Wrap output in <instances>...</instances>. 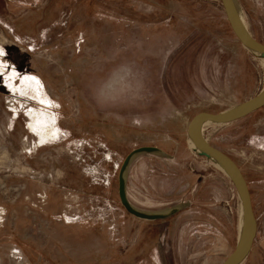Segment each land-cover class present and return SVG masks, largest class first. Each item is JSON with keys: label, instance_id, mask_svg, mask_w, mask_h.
<instances>
[{"label": "rangeland", "instance_id": "rangeland-1", "mask_svg": "<svg viewBox=\"0 0 264 264\" xmlns=\"http://www.w3.org/2000/svg\"><path fill=\"white\" fill-rule=\"evenodd\" d=\"M238 1L264 43V0ZM246 47L221 0H0V264L227 260L243 202L188 126L262 93L264 53ZM202 135L250 189L240 264H264V106Z\"/></svg>", "mask_w": 264, "mask_h": 264}, {"label": "water", "instance_id": "water-1", "mask_svg": "<svg viewBox=\"0 0 264 264\" xmlns=\"http://www.w3.org/2000/svg\"><path fill=\"white\" fill-rule=\"evenodd\" d=\"M228 18V21L236 34V36L239 38V40L246 45L247 47L256 49L258 51L264 52V43L258 41L254 37L250 35V33L245 34L243 33L234 17V12L232 8V1L231 0H221ZM264 106V99L261 101H258L257 103L253 104L252 106L248 107L247 109L241 110V111H229V112H222V113H210V112H201L195 115L192 120L189 123L188 126V135L192 139V141L205 153L215 157L219 161H221L224 165H226L236 176L237 182L236 185L238 187L244 209L250 219L252 231L248 237V239L242 244H237L236 249L233 251V253L225 260L222 264H236L237 261L246 254L250 248L252 247L256 234H257V218L254 212L252 198L250 189L248 186V183L246 181V178L244 174L242 173V170L237 165V163L225 152L218 149L217 147L213 146L208 142L206 138L203 137V135H198L195 132V125L198 121L202 119H210L218 122H230L237 120L239 118L245 117L248 114L254 112L255 110L261 108ZM121 196L123 199V203L125 206L129 209H132L129 202L126 199V196L124 194V189L122 185L121 190ZM133 210V209H132Z\"/></svg>", "mask_w": 264, "mask_h": 264}, {"label": "bare ground", "instance_id": "bare-ground-1", "mask_svg": "<svg viewBox=\"0 0 264 264\" xmlns=\"http://www.w3.org/2000/svg\"><path fill=\"white\" fill-rule=\"evenodd\" d=\"M232 1V8H233V12H234V17L236 19V22L240 28V30L245 33V34H249V31H248V28L246 26V22H245V19H244V15H243V10H242V7H241V4L238 0H231ZM247 48V47H246ZM264 53V52H263ZM261 54V53H260ZM23 79L26 81V82H29L32 86L35 85L36 87H38L39 89V92L42 90L40 88V83H39V80L35 77L33 78L31 75H27V76H24ZM23 80V81H24ZM43 92V90H42ZM45 95V94H44ZM44 99V102L46 104H48L49 102V99L44 96L42 97ZM262 99H264V90L262 91V93H260L258 96H256L255 98H252L251 100H248L247 102L245 103H242L240 104L239 106H237L236 108L233 109V112L234 111H241V110H244V109H247L248 107L252 106L253 104L257 103L258 101H261ZM33 111V110H32ZM31 111V112H32ZM231 111V110H230ZM36 119L39 121V124H46L47 122L48 123H53V119L50 118L49 115H47L46 113H39L37 114L36 116ZM37 122V121H36ZM209 122H218V121H214V120H210V119H202L200 121H198L195 125V132L198 134V135H202V130H203V126L206 124V123H209ZM46 127V126H45ZM44 129V128H43ZM39 131V130H38ZM191 144L194 145V146H197L193 141L192 139L190 138V136L188 137ZM198 147V146H197ZM199 148V147H198ZM197 148V149H198ZM201 151V150H200ZM203 151V150H202ZM203 153V152H202ZM205 154V153H204ZM215 158V157H213ZM216 159V158H215ZM219 164L229 173V175L232 177V179L234 180V182L236 183L237 182V179H236V176L234 175V173L226 166L224 165L221 161H219L218 159H216ZM241 217V216H240ZM242 217H243V221H242V227H241V232H240V239H239V242L238 244L242 245L249 237L251 231H252V226H251V222H250V219L243 207V211H242ZM248 253V252H247ZM246 254H244L238 261L236 264H240L245 258H246Z\"/></svg>", "mask_w": 264, "mask_h": 264}]
</instances>
